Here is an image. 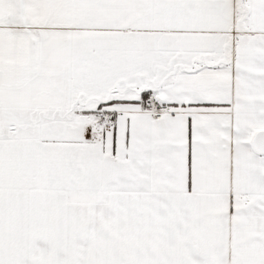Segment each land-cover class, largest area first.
<instances>
[{"label":"snow or ice","instance_id":"snow-or-ice-1","mask_svg":"<svg viewBox=\"0 0 264 264\" xmlns=\"http://www.w3.org/2000/svg\"><path fill=\"white\" fill-rule=\"evenodd\" d=\"M0 264H264V0H0Z\"/></svg>","mask_w":264,"mask_h":264}]
</instances>
